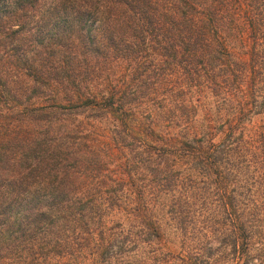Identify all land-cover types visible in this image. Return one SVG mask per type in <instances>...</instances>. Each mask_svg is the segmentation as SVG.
<instances>
[{
    "label": "trees",
    "instance_id": "16d2710c",
    "mask_svg": "<svg viewBox=\"0 0 264 264\" xmlns=\"http://www.w3.org/2000/svg\"><path fill=\"white\" fill-rule=\"evenodd\" d=\"M0 264H264V0H0Z\"/></svg>",
    "mask_w": 264,
    "mask_h": 264
}]
</instances>
